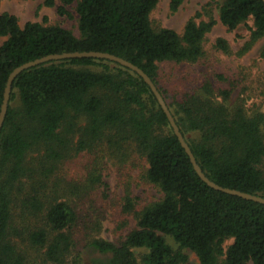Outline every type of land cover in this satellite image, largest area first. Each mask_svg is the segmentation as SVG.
<instances>
[{"label":"trees","instance_id":"1","mask_svg":"<svg viewBox=\"0 0 264 264\" xmlns=\"http://www.w3.org/2000/svg\"><path fill=\"white\" fill-rule=\"evenodd\" d=\"M182 1L170 0V11ZM59 2V15L69 16L66 6L75 4L77 35L58 24L26 21L21 26L16 15L0 12V36L5 37L0 108L7 77L20 64L61 52L114 54L153 81L206 177L264 197V114H247L242 104L228 103L231 90L215 92L207 80L181 96L168 95L158 80L160 63L201 57L213 18L196 22V13L179 34L151 25L149 14L158 0ZM43 3L52 6L54 0ZM248 19L252 26L239 54L264 37V2L219 3L218 20L227 30ZM215 47L230 52L222 37ZM103 141L116 150L132 146L144 156L145 178L161 197L135 210L131 197L124 196L123 210L133 213L135 226L119 243L88 237L83 249L95 254V264H191L185 249L199 264H264V204L208 186L144 80L117 62L94 57L51 60L21 71L12 82L0 128V264H64L67 256L71 264H80V254H73L80 213L52 176L62 159ZM96 181L99 176L92 173L81 188ZM17 238L26 244L21 247ZM29 248L39 262L30 259ZM133 248L147 252L139 260Z\"/></svg>","mask_w":264,"mask_h":264},{"label":"rangeland","instance_id":"2","mask_svg":"<svg viewBox=\"0 0 264 264\" xmlns=\"http://www.w3.org/2000/svg\"><path fill=\"white\" fill-rule=\"evenodd\" d=\"M44 0H2L0 12L8 11L18 18L19 25L26 21H38L45 24H58L78 34L75 4L66 6L69 16L59 15L57 8L59 0L54 5L46 6ZM170 0H158L149 14L154 28L167 27L181 34L187 19L196 13V22L208 21L213 18L216 22L208 31L202 43L201 57L192 63L162 62L159 64L158 80L168 95L181 96L205 80L209 81L218 92L230 89L228 103L242 104L247 114L259 112L264 114V57L261 50L264 37L258 39L243 54L237 53L249 37V27L252 20L248 19L236 29L229 31L218 20V5L221 0H183L175 12L169 9ZM46 18L44 21L43 19ZM218 37L226 39L230 47L229 53L215 47ZM5 37L0 36V44ZM264 133V129L262 130ZM147 162L145 157L124 145L121 150L110 147L105 141L96 145L91 151L71 154L61 160L57 171L52 176L55 184L63 189V198L71 201L80 213L77 223V239L73 254H80V264H95L94 253L85 251L83 245L88 237L102 238L112 243H119L125 235L134 228L133 213L123 210L124 196L129 195L133 200L134 209L158 200L161 192L145 178ZM95 173L99 181L92 187L81 184L88 182L89 175ZM80 185V186H79ZM78 187V188H77ZM77 188L76 190H72ZM23 222V221H22ZM33 220H25V223ZM97 223L98 228H92ZM166 240L175 248L177 245L171 237ZM19 245L22 242L17 238ZM230 240L225 242L227 245ZM26 244V243H25ZM22 247V246H21ZM137 258L147 252L145 248H133ZM30 259L40 261L34 249L29 248ZM191 264H199L195 254L185 249ZM64 264H71L67 256Z\"/></svg>","mask_w":264,"mask_h":264},{"label":"water","instance_id":"3","mask_svg":"<svg viewBox=\"0 0 264 264\" xmlns=\"http://www.w3.org/2000/svg\"><path fill=\"white\" fill-rule=\"evenodd\" d=\"M262 1L264 2V0H262ZM81 57L104 58V59H107L110 61L117 62L120 65L125 66V67L129 68L130 70L136 72V74H138L144 80V82L149 86L150 90L154 94L158 104L160 105L163 112L165 113L174 134L176 135L177 139L179 140L181 146L184 148L186 154L189 156L190 162H191L194 170L196 171L197 175L211 188H214L216 190H220V191L228 193V194L236 195V196H239V197L244 198V199H248V200H252V201L264 204V197L263 196H260L257 194H251V193H247V192H242V191L232 189V188L222 187V186L214 183L213 181H211L208 177H206L205 174L203 173V171L201 170L200 166L196 162V159H195L193 153L191 152L190 147L188 146L187 142L184 140V138H183L172 114L170 113L162 95L160 94L157 87L155 86L153 81L150 79V77L141 68H139L135 64L131 63L130 61H128L122 57L116 56L114 54H110L108 52L72 51V52L52 53V54H47V55L38 57L36 59L27 61V62L20 64L19 66L15 67L9 73L7 80H6L5 88H4L3 100H2V104H1V108H0V128H1L2 122L4 120L5 113H6L12 82L15 79V77L21 71L28 69L30 67H33V66H37L39 64L47 63L51 60H61V59H65V58H81Z\"/></svg>","mask_w":264,"mask_h":264}]
</instances>
